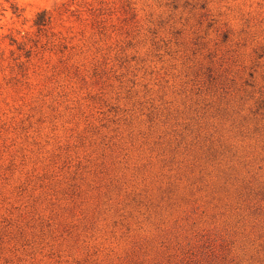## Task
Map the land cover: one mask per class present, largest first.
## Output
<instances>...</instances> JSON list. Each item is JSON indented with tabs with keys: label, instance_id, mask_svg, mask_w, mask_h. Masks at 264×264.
Returning <instances> with one entry per match:
<instances>
[{
	"label": "rangeland",
	"instance_id": "obj_1",
	"mask_svg": "<svg viewBox=\"0 0 264 264\" xmlns=\"http://www.w3.org/2000/svg\"><path fill=\"white\" fill-rule=\"evenodd\" d=\"M0 264H264V0H0Z\"/></svg>",
	"mask_w": 264,
	"mask_h": 264
}]
</instances>
